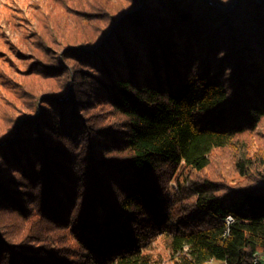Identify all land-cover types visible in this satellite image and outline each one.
<instances>
[{
    "label": "trees",
    "instance_id": "16d2710c",
    "mask_svg": "<svg viewBox=\"0 0 264 264\" xmlns=\"http://www.w3.org/2000/svg\"><path fill=\"white\" fill-rule=\"evenodd\" d=\"M67 2L90 29L61 40L42 67L64 80L0 135V264H159L160 235L171 264H264V154L237 143L264 122V0ZM235 140L243 181L168 185Z\"/></svg>",
    "mask_w": 264,
    "mask_h": 264
},
{
    "label": "rangeland",
    "instance_id": "374dc122",
    "mask_svg": "<svg viewBox=\"0 0 264 264\" xmlns=\"http://www.w3.org/2000/svg\"><path fill=\"white\" fill-rule=\"evenodd\" d=\"M64 1L0 0V135L13 120L32 113L34 110L32 103L47 89L46 87L59 85L60 81L64 80L60 75L46 76L50 75L54 68L48 70L42 67V65L49 67L52 66L51 64L57 65L53 57L61 56L60 51L63 49L61 40L64 38L71 40L78 30L83 34L90 29V25H79L78 20L72 17L75 11L65 8ZM70 1L86 3L87 0H68V5ZM105 109L106 106L94 105L87 112L101 118L107 116L103 111ZM238 139L237 143H244L250 154L254 151L264 154V122L256 131ZM235 142L236 140L226 148L213 150L209 157V165L204 170L196 172L182 169L167 182L168 185L175 187V177L177 180L180 179L183 188L184 184L192 186L193 183L202 180L221 181L226 186L243 181V177L239 175L234 165L240 154L234 145ZM242 146L238 147L242 148ZM190 202L191 199L186 198L179 205L186 206ZM15 220L16 218L5 220L7 225L10 223L8 231H11L13 237H24L31 232V230L26 232L28 224L23 223L21 228L16 227L17 223L12 224ZM37 221L31 219L29 226H34L37 230L42 229V226L46 227L47 230L40 235L46 241L50 239L49 244L57 248H62L63 245L67 248H77L68 233H63L57 226L47 224L45 226L42 221ZM23 242L28 247L35 246L29 237H24ZM166 245L165 239L160 235L150 246L152 258L159 264H171ZM206 264L225 263L210 261Z\"/></svg>",
    "mask_w": 264,
    "mask_h": 264
},
{
    "label": "built area",
    "instance_id": "2783aa9c",
    "mask_svg": "<svg viewBox=\"0 0 264 264\" xmlns=\"http://www.w3.org/2000/svg\"><path fill=\"white\" fill-rule=\"evenodd\" d=\"M225 219H226V225H229V221L232 219L229 216H227Z\"/></svg>",
    "mask_w": 264,
    "mask_h": 264
},
{
    "label": "bare ground",
    "instance_id": "6f19581e",
    "mask_svg": "<svg viewBox=\"0 0 264 264\" xmlns=\"http://www.w3.org/2000/svg\"><path fill=\"white\" fill-rule=\"evenodd\" d=\"M230 218H231V217H230ZM231 221H232V220L229 221V224H230ZM225 223H226V219H225Z\"/></svg>",
    "mask_w": 264,
    "mask_h": 264
}]
</instances>
